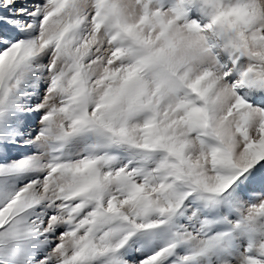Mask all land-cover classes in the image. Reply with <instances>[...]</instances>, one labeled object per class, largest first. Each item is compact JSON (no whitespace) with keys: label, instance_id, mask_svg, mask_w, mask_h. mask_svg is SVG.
<instances>
[{"label":"snow or ice","instance_id":"6c2138e0","mask_svg":"<svg viewBox=\"0 0 264 264\" xmlns=\"http://www.w3.org/2000/svg\"><path fill=\"white\" fill-rule=\"evenodd\" d=\"M0 264H264V0H0Z\"/></svg>","mask_w":264,"mask_h":264}]
</instances>
